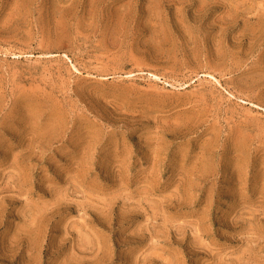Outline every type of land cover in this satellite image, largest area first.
<instances>
[{
    "label": "rangeland",
    "instance_id": "374dc122",
    "mask_svg": "<svg viewBox=\"0 0 264 264\" xmlns=\"http://www.w3.org/2000/svg\"><path fill=\"white\" fill-rule=\"evenodd\" d=\"M0 264H264V0H0Z\"/></svg>",
    "mask_w": 264,
    "mask_h": 264
}]
</instances>
